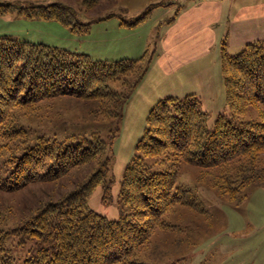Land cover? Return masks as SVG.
<instances>
[{
    "label": "trees",
    "instance_id": "obj_1",
    "mask_svg": "<svg viewBox=\"0 0 264 264\" xmlns=\"http://www.w3.org/2000/svg\"><path fill=\"white\" fill-rule=\"evenodd\" d=\"M82 1L90 11L102 0ZM6 13L8 8L0 4V15ZM18 13L57 19L77 30L73 7L65 3L22 8ZM90 24L81 28L87 30ZM151 61L147 54L95 60L86 53L0 36V169L6 165L5 175L0 172V190L17 193L35 184L73 181L66 192L59 196L51 192L54 197L39 202L17 227L0 236V247L14 236L22 250L20 262L4 255L0 264H144L141 249L157 229L168 227L166 216L178 206L195 209L198 204L192 189L179 183L184 164L221 168L227 176L244 171L246 165L240 163L228 172L229 164L250 158L256 170L261 165L257 177L264 175V40L248 43L234 56L224 52L229 109L212 127L195 94L168 96L150 110L137 154L123 176L120 195L128 209H122L118 219L99 214L88 203L94 189L109 177L116 124L108 139L100 132L28 138V130L18 124L21 115H39L64 96L94 101L89 116L118 122ZM250 107L258 111V118H247ZM13 140L19 145L8 153L6 143ZM105 187L109 192L108 183Z\"/></svg>",
    "mask_w": 264,
    "mask_h": 264
},
{
    "label": "rangeland",
    "instance_id": "obj_2",
    "mask_svg": "<svg viewBox=\"0 0 264 264\" xmlns=\"http://www.w3.org/2000/svg\"><path fill=\"white\" fill-rule=\"evenodd\" d=\"M54 3L73 7L77 30L57 19L18 13L22 8ZM0 4L9 10L0 15V36L86 53L95 60L152 56L144 79L133 91L118 122L93 119L87 112L96 105L94 101L69 96L49 103L52 107L39 115H21L18 119V124L28 130V138L32 134L68 138L100 132L108 139L117 125L109 177L88 198L94 211L112 220L121 216L122 209H128L120 195L122 180L127 165L137 154L150 110L160 100L176 96L172 94L184 97L196 92L212 127L217 117L229 109L222 72L224 52L234 56L248 43L264 40V0H102L90 11L82 0H0ZM110 14L115 16L95 21ZM90 22L87 30L81 28ZM258 115L250 107L246 116L250 119ZM17 140L6 143L8 153L16 150ZM244 162V171L227 176L221 168L184 164L179 183L192 189L198 204L195 209L178 206L166 216L168 227L157 229L141 249L142 262L264 264V175L257 177L260 161L256 163L257 170L250 158L233 162L226 169L230 172ZM5 167L0 169L3 176ZM71 182L35 184L17 193L0 190V236L17 227L41 202L54 197L51 192L56 196L66 192ZM9 239L0 247V257L8 255L13 262H20L22 250L17 237Z\"/></svg>",
    "mask_w": 264,
    "mask_h": 264
},
{
    "label": "crops",
    "instance_id": "obj_3",
    "mask_svg": "<svg viewBox=\"0 0 264 264\" xmlns=\"http://www.w3.org/2000/svg\"><path fill=\"white\" fill-rule=\"evenodd\" d=\"M262 30L264 31V25H262ZM261 40V39H260ZM195 94H197L196 92H195ZM172 95H176V96H178L179 94H172ZM198 95V94H197ZM178 97H180V96H178ZM201 99V98H200Z\"/></svg>",
    "mask_w": 264,
    "mask_h": 264
}]
</instances>
